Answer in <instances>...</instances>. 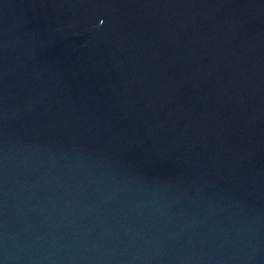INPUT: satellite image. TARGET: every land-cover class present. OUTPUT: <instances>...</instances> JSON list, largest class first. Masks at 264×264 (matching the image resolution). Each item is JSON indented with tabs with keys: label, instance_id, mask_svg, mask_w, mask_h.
I'll use <instances>...</instances> for the list:
<instances>
[{
	"label": "water",
	"instance_id": "95a60500",
	"mask_svg": "<svg viewBox=\"0 0 264 264\" xmlns=\"http://www.w3.org/2000/svg\"><path fill=\"white\" fill-rule=\"evenodd\" d=\"M0 264H264V0H0Z\"/></svg>",
	"mask_w": 264,
	"mask_h": 264
}]
</instances>
